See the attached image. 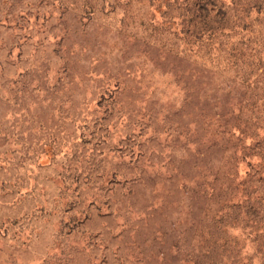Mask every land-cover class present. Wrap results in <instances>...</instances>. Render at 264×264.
Returning <instances> with one entry per match:
<instances>
[{"label": "rangeland", "instance_id": "obj_1", "mask_svg": "<svg viewBox=\"0 0 264 264\" xmlns=\"http://www.w3.org/2000/svg\"><path fill=\"white\" fill-rule=\"evenodd\" d=\"M0 264H264V0H0Z\"/></svg>", "mask_w": 264, "mask_h": 264}]
</instances>
